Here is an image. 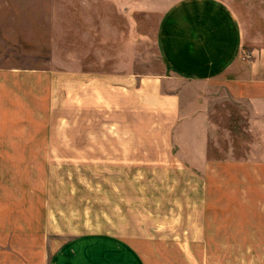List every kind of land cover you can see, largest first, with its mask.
I'll use <instances>...</instances> for the list:
<instances>
[{"label":"rangeland","instance_id":"obj_1","mask_svg":"<svg viewBox=\"0 0 264 264\" xmlns=\"http://www.w3.org/2000/svg\"><path fill=\"white\" fill-rule=\"evenodd\" d=\"M176 1L0 0V70L32 87L21 95L26 123L49 135L40 167L60 217L50 225L66 237L122 227L160 231L183 246L186 221L201 212L203 179L176 156L174 120L156 110L151 92L180 86L165 77L155 42ZM221 1L246 20L259 17L254 27L264 30V0ZM214 122L210 155L248 148L234 103L222 100Z\"/></svg>","mask_w":264,"mask_h":264},{"label":"crops","instance_id":"obj_2","mask_svg":"<svg viewBox=\"0 0 264 264\" xmlns=\"http://www.w3.org/2000/svg\"><path fill=\"white\" fill-rule=\"evenodd\" d=\"M255 20L221 0H178L156 29L165 77L180 86L164 95L154 86L153 103L174 120L176 156L203 179L201 212L186 221L183 246L160 231L121 227L66 237L52 229L60 217L50 212L40 167L50 156L49 135L26 123L21 95L30 97L32 87L0 70V264H264V30ZM222 100L243 116L248 148L215 157L209 147ZM32 159H40L37 166Z\"/></svg>","mask_w":264,"mask_h":264}]
</instances>
